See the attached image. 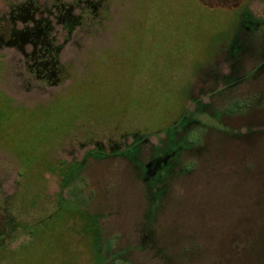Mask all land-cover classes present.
Listing matches in <instances>:
<instances>
[{"label":"rangeland","instance_id":"374dc122","mask_svg":"<svg viewBox=\"0 0 264 264\" xmlns=\"http://www.w3.org/2000/svg\"><path fill=\"white\" fill-rule=\"evenodd\" d=\"M0 39V264H264V0H0Z\"/></svg>","mask_w":264,"mask_h":264},{"label":"trees","instance_id":"16d2710c","mask_svg":"<svg viewBox=\"0 0 264 264\" xmlns=\"http://www.w3.org/2000/svg\"><path fill=\"white\" fill-rule=\"evenodd\" d=\"M26 10H24L25 12ZM69 24V23H68ZM71 24V23H70ZM48 26L39 27L38 25L32 29H24L21 31L22 35L25 39L37 42L39 40L44 41L47 40V32ZM70 27V26H69ZM70 29V28H69ZM15 35V33H14ZM17 39L16 36H11L7 40L13 41ZM1 40V39H0ZM3 40V38H2ZM1 40V41H2ZM6 40V41H7ZM9 42V41H8ZM36 58L35 62V73L40 75L39 77L42 78L44 81L49 83L56 82L60 79V76L64 73L63 67L57 63V50L53 47H50V43H44L43 46L39 50H35V54L33 55Z\"/></svg>","mask_w":264,"mask_h":264},{"label":"flooded vegetation","instance_id":"af4514ba","mask_svg":"<svg viewBox=\"0 0 264 264\" xmlns=\"http://www.w3.org/2000/svg\"><path fill=\"white\" fill-rule=\"evenodd\" d=\"M261 56H262L261 59L264 60V53H262ZM256 59H257L256 64L254 65V68H252V70H256V71L258 70V71H259V66H260V65H259V54H258L257 56H255V60H256ZM256 106L259 107V103H257ZM252 109H255V107H253ZM252 124H255V127H256V130H255L253 133H255V132H259V122L256 121V122L254 123V122L252 121ZM253 133H252V134H253ZM246 134L249 136V134H251V133L248 132V133H245L244 135L247 136Z\"/></svg>","mask_w":264,"mask_h":264}]
</instances>
